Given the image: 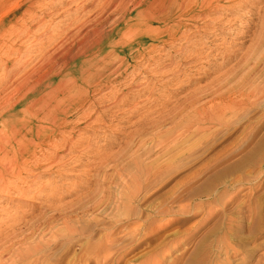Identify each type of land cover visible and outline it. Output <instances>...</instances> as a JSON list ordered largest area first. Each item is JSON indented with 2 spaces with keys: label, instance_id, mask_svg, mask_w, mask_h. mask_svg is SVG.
I'll list each match as a JSON object with an SVG mask.
<instances>
[{
  "label": "rangeland",
  "instance_id": "rangeland-1",
  "mask_svg": "<svg viewBox=\"0 0 264 264\" xmlns=\"http://www.w3.org/2000/svg\"><path fill=\"white\" fill-rule=\"evenodd\" d=\"M100 1L102 2H99V5L105 0ZM243 3L245 4L235 0L230 3L231 6L224 5L204 15L202 19L201 16L194 20L178 18L177 22L182 21L186 29L174 28L161 33L159 37L162 42L158 45L151 46L149 42L143 47L130 45V42L125 44L123 51H116L122 55L121 59L116 60L111 55L108 61L111 66L122 64V69L126 71L114 74L113 78L103 83L100 93H91L94 103L90 104V107H83L86 114L83 112L82 119H73L74 123L71 121L68 128L63 127L65 130H62V134L59 130L61 127H57L59 136H64L61 140L58 138L54 143V139L46 141L40 136L41 139H35L36 148L21 145L22 150H32L35 154L31 157L25 155V163L23 158H20L18 168H10L9 171L13 172L14 176L11 173L5 175L7 187L13 186L7 189L15 190L11 191L12 194L9 192V196L0 191V221L5 223L0 222V228L2 225L3 229L9 228L4 230L5 233L12 231L11 227L20 228L15 233L23 232V238L26 236L28 239L30 236L32 240L35 238L36 242H40L41 233L43 240L41 239L40 243L46 241L47 248L43 247L37 259H32L34 264H264V100L259 103L258 108L251 109L242 116L239 112L233 114L230 110L222 116L218 115L216 124L219 126H214L213 123L214 127L211 129L206 128V123L203 122L206 119L203 116L198 123H186L185 119L199 105H209L208 101L213 97L212 91H205L198 105L188 108L177 118L169 120L168 116L160 123L161 126L156 127L158 129L147 125L148 122L168 113V108L172 107L174 101L182 105L184 97L195 88L204 89L210 83L218 82L213 79L214 76L234 66L247 54L245 52L251 41L249 38L252 34L259 33V23L264 22V0H250L242 6ZM99 5L97 0H0V98L11 93L13 84H16L14 81L17 82L36 62L39 63L44 53L53 52L54 46L64 37L63 41L66 37H72L80 22L90 23L98 13ZM92 6L97 9H92ZM77 20L79 21L76 22ZM21 21L28 25L25 24L27 28L24 25L25 30L22 33L18 28L20 33L17 32L18 36L11 39L12 35L16 36L17 33L13 32L17 31ZM36 25L37 30L33 31ZM12 27L15 29L13 32ZM6 31L8 37L3 35ZM9 32L13 34L9 36ZM5 43L16 46L23 50V53L27 51L21 56L22 61L17 58L16 53H5L2 56ZM230 45L232 46L229 47ZM40 50L42 54H39ZM185 50H189L188 54ZM226 50H236L235 53L232 51L231 60L224 58L229 53ZM214 51H218L217 54ZM14 59L17 61L13 65ZM28 59L31 61L26 66L22 65V62ZM143 60H146L145 63ZM198 63L199 65H196ZM19 66H24V70L18 69ZM171 66L174 69H171ZM227 66L228 68H225ZM159 77L167 81L164 79L163 82ZM170 79L174 81H169ZM184 79L188 83L184 82ZM212 86L213 84L210 87ZM149 89L153 91L149 92ZM171 94L176 98L172 99ZM163 96L167 99H163ZM123 98L125 102L121 100ZM108 106L110 107L107 109ZM1 111L5 110L2 108ZM7 116L4 119L9 117ZM29 118H20L19 126H25L26 130L35 128L37 123L28 122ZM139 120L145 125L144 129L137 123ZM224 122L228 126H221ZM171 131L175 133L170 137ZM188 134L192 136L187 137ZM25 137L30 138L29 135ZM67 137L76 145L66 143ZM160 141L164 142L160 144ZM154 144L160 145L157 147ZM55 145H59V148ZM66 148L70 152L66 151ZM41 151L42 155L38 156ZM11 152L7 153L8 158L13 157ZM47 155H50V158ZM53 155L57 159L51 157ZM56 155L60 156V160ZM134 158L139 160L133 161ZM140 163H148L151 174L143 182L139 193H136L131 176L134 177L138 173ZM19 170L21 171L17 172ZM16 172L21 173L22 179H18ZM209 212H212L213 216L206 219ZM2 228L0 230H3ZM53 236L56 239H53Z\"/></svg>",
  "mask_w": 264,
  "mask_h": 264
},
{
  "label": "bare ground",
  "instance_id": "bare-ground-1",
  "mask_svg": "<svg viewBox=\"0 0 264 264\" xmlns=\"http://www.w3.org/2000/svg\"><path fill=\"white\" fill-rule=\"evenodd\" d=\"M41 1V0H40ZM43 1V0H42ZM47 1V0H46ZM49 1V0H48ZM84 1V0H83ZM96 1V0H95ZM235 0H105L103 3L100 0H97L99 5V11L96 13L95 17L88 23L89 21L80 22V24L77 26V30L75 31L74 35L71 37H66L65 41L64 38L60 43H57L54 46L53 52L51 53H44L42 56V60H40L39 63H35V66L32 67L30 71L25 72V74L22 76V78L18 79V83L15 85L13 84L11 88V93L6 97L0 98V110L2 108L5 111L0 112V191L7 193L9 196V192L14 189H11L9 191V186L7 187L6 184V178L5 175L13 172L9 171L10 168H18V161L20 158L22 159L25 155L27 157H31L34 154L31 151H28L27 149L20 148L21 145H31V147H35V139L40 138V136L44 137V140L51 141L53 140L54 143L58 141V138L61 140L62 135L59 136V132L56 130L57 127H61L60 134H62L63 127H67L70 124V122L73 119H82L83 116V107L88 106L94 103L92 98V92H101V86L103 83L108 82L111 77L117 73L122 74L126 70L122 69V64L111 66V63L108 61L109 57L113 55L116 60H120L119 52L116 53V51H123L125 48L123 47L125 44L130 42V45L137 44L138 46L143 45L146 42H149L151 46H155V44L158 45L159 42H162L161 37L159 35L161 33H165L166 31H170L174 28L178 29L181 27H184L186 29V26L183 24V22H177V19L179 18H188L189 20H194L201 16L204 17L207 14H210L211 12L216 11L217 9L221 8L224 5H230L231 2ZM241 2H245L248 4L250 0H238ZM35 2V1H34ZM94 2V1H93ZM253 3V2H252ZM235 4V2H234ZM85 5V4H84ZM93 5V4H92ZM86 6V5H85ZM231 6V5H230ZM235 6V5H234ZM83 7V6H82ZM228 7V6H227ZM92 9L93 6L91 7ZM243 8V7H242ZM81 9V8H80ZM83 9V8H82ZM97 9V8H96ZM84 10V9H83ZM81 10V11H83ZM243 10V9H242ZM64 11V10H63ZM76 12H79L75 9ZM86 11V8H85ZM32 12V11H31ZM238 13V12H237ZM32 14V13H31ZM35 14V13H34ZM33 15V14H32ZM31 15V17H33ZM51 15V14H50ZM203 15V16H202ZM217 15V14H216ZM26 17V16H24ZM28 17V15H27ZM62 18V17H61ZM76 18H79L76 16ZM24 20V19H23ZM73 20V19H72ZM181 20V19H180ZM185 20V19H184ZM205 20V19H204ZM218 20V19H217ZM50 21V20H49ZM71 21V20H70ZM77 20L76 22H78ZM188 21V20H187ZM22 22V21H21ZM75 22V20L73 21ZM194 22V21H193ZM196 22V21H195ZM70 23V22H69ZM72 23V21H71ZM191 23V22H190ZM211 23V22H208ZM26 24V23H25ZM24 22H22L19 26H17V31H14V27H12L13 33H22V31L25 30L26 25ZM61 24V23H60ZM75 24V23H74ZM25 25V27H24ZM71 25V24H70ZM68 25V26H70ZM229 25V24H228ZM28 26V25H27ZM54 26V25H53ZM253 26V25H252ZM16 27V26H15ZM125 27V29H123ZM208 27V26H207ZM225 27V26H224ZM18 28L20 31H18ZM27 28V27H26ZM259 33L258 34H250L248 37H251L250 44L248 45V48L241 59L238 60V62L234 65L228 68L230 66L228 64V68L226 71H221V73L218 76H214L213 79H217L218 82L216 83H210L207 85V88H195L194 91L190 92L189 95H186L184 97L183 104L175 103L177 101H174L171 108L168 111V113H165L164 115H161L157 120H152L151 122H148L147 125L150 127H158L160 123L165 121L168 116L169 120L177 118L178 115L184 113L188 108L192 107L195 104H199L201 99L204 97L205 91H212L213 97L209 99L208 106L201 104L196 109H194V112L188 116L187 119H185L186 123H198L201 120V116H203L206 120L203 122L206 123V128L211 129L214 126H219L216 124V117L218 115H221L226 113L227 111H233L234 113H238L240 116L246 114L249 112V110L258 108L259 103H261L262 100H264V22L259 23ZM66 29V28H65ZM64 29V30H65ZM69 29V28H68ZM182 29V28H181ZM253 29V27H252ZM251 29V30H252ZM33 31L37 30V25L34 26L32 29ZM72 30V29H71ZM227 30V29H226ZM250 30V31H251ZM67 31V30H66ZM168 31V32H169ZM208 31V30H207ZM247 31V30H246ZM10 33L9 36L13 33ZM249 32V31H248ZM18 33L16 36L12 35L11 39L14 37L16 38L18 36ZM65 33V32H64ZM70 33V32H69ZM73 33V31L71 32ZM176 33V32H175ZM174 33V34H175ZM199 33V32H198ZM8 32L6 31V34H3L4 36H7ZM51 34V33H50ZM187 34V33H186ZM20 35V34H19ZM27 35V33H26ZM163 35V34H162ZM177 35V34H176ZM195 35V34H194ZM200 35V34H199ZM161 36V35H160ZM187 36V35H185ZM193 36V35H192ZM206 38L209 36L206 34ZM8 37V36H7ZM79 37V40H75L74 38ZM163 37V36H162ZM190 37V36H187ZM186 37V38H187ZM210 38V37H209ZM10 39V41H11ZM52 39V38H51ZM78 39V38H77ZM182 39V38H180ZM204 39V38H203ZM248 39V40H249ZM26 40V39H25ZM46 40V39H45ZM49 40V39H48ZM75 40V41H74ZM185 40V39H184ZM202 40V39H201ZM51 41V40H50ZM60 41V40H59ZM9 42V41H8ZM177 42V41H176ZM200 42V41H199ZM185 43V42H184ZM204 43V42H203ZM229 43V42H228ZM3 44V43H2ZM6 44V45H5ZM5 49L3 50L2 56L7 54L16 53L17 58L20 59L21 56L25 53H23L19 48L16 46H10L11 44L5 43ZM8 44V46H7ZM42 44V43H41ZM53 44V43H52ZM193 44V43H192ZM206 44V43H205ZM225 44V43H223ZM16 45V44H15ZM34 45V44H33ZM195 45V43H194ZM22 46V45H21ZM26 46V45H25ZM24 46V47H25ZM29 46V45H28ZM27 46V47H28ZM197 46V45H195ZM224 46V45H223ZM228 46V45H226ZM230 45L229 47H231ZM163 47V46H162ZM182 46V50H183ZM199 47V45H198ZM202 47V46H201ZM31 48V47H30ZM161 48V46H160ZM188 48V47H186ZM225 48V47H224ZM227 48V47H226ZM24 49V48H23ZM159 49V48H158ZM162 49V48H161ZM219 48H216V50ZM230 49V48H229ZM244 49V48H243ZM243 49H241L243 51ZM25 50V49H24ZM135 50V49H134ZM154 50V49H153ZM194 50V49H193ZM192 50V51H193ZM201 50V49H200ZM199 50V51H200ZM225 50V49H224ZM240 50V49H239ZM238 50V51H239ZM41 51V52H40ZM39 51V54L43 53L42 50ZM50 51V50H49ZM187 50H185L186 52ZM189 51V50H188ZM188 51L186 54H188ZM227 51V50H226ZM229 53L226 54L225 59L231 60L230 58L233 56L232 51L228 50ZM227 51V52H228ZM236 51V50H235ZM234 51V53H235ZM215 52V51H214ZM218 52V51H216ZM215 52V54H217ZM221 53V49L219 50ZM223 52V50H222ZM240 52V51H239ZM131 54V52H129ZM178 53V52H177ZM191 53V52H189ZM193 53V52H192ZM195 53V52H194ZM199 53V52H198ZM219 53V54H220ZM4 54V55H3ZM36 54V53H35ZM179 54V53H178ZM183 54V53H182ZM185 54V55H186ZM218 54V55H219ZM132 55V54H131ZM200 55V53H199ZM210 55V54H209ZM221 55V54H220ZM228 55V56H227ZM239 56L241 54H238ZM236 55V56H238ZM10 56V55H9ZM39 56V55H38ZM124 56V55H123ZM182 56V55H180ZM190 56V54H189ZM197 56V55H196ZM235 56V55H234ZM238 56V57H239ZM1 57V56H0ZM188 57V56H187ZM191 57V56H190ZM194 57V56H193ZM207 57V56H206ZM214 57V55L212 56ZM211 57V58H212ZM222 57V56H218ZM23 58V57H22ZM22 58L20 61H22ZM26 58V57H25ZM41 58V57H40ZM199 58V57H198ZM210 58V57H209ZM31 59V58H30ZM28 59L25 62H22V65H25L33 60ZM112 59V58H111ZM215 59V58H214ZM234 59V58H233ZM237 59V58H236ZM38 60V61H39ZM154 60V59H153ZM172 60V59H171ZM186 60V59H185ZM203 60V59H202ZM212 60V59H210ZM17 61V59H16ZM15 59L12 64L14 65L16 63ZM115 61V59L113 60ZM112 61V62H113ZM127 61V59H126ZM144 61V60H143ZM146 61V60H145ZM144 61V63H145ZM148 61V60H147ZM170 61V60H169ZM190 61V60H189ZM188 61V63H189ZM192 61V60H191ZM222 61V60H221ZM124 62V61H123ZM122 62V63H123ZM141 62V61H140ZM179 61H177L178 63ZM230 62V61H229ZM233 62V61H232ZM2 63V62H1ZM142 63V64H144ZM169 63V62H168ZM173 63V62H172ZM171 63V64H172ZM176 63V62H175ZM187 63V62H186ZM11 64V62H10ZM9 64V65H10ZM31 64V63H30ZM37 64V65H36ZM113 64V63H112ZM116 64V63H115ZM133 64V63H132ZM156 64V63H155ZM170 64V63H169ZM8 65V66H9ZM12 65V66H13ZM141 65V64H140ZM173 65V64H172ZM182 65V64H181ZM195 65V64H194ZM196 65H199L196 64ZM207 65V64H206ZM210 65V64H209ZM180 66V64H178ZM213 66V65H211ZM225 66V65H224ZM21 70H24V66H19ZM153 67V66H152ZM166 67V66H165ZM175 67V66H174ZM197 67V66H195ZM203 67V66H201ZM218 67V66H217ZM222 67V66H221ZM10 68V67H9ZM176 68V67H175ZM179 68V67H178ZM185 68V67H184ZM188 68V67H187ZM190 68V67H189ZM193 68V67H192ZM204 68V67H203ZM210 68V67H209ZM215 68V67H214ZM213 68V69H214ZM8 69V68H7ZM148 69V67H147ZM168 69H170L168 67ZM167 69V70H168ZM171 69L172 68L171 66ZM183 69V67H182ZM191 69V68H190ZM197 69V68H196ZM200 69V67L198 68ZM206 69V68H205ZM208 69V68H207ZM217 69V68H215ZM214 69V70H215ZM223 69V68H222ZM221 69V70H222ZM130 70V69H129ZM146 70V69H145ZM150 70V69H149ZM160 70V69H159ZM164 70V69H163ZM162 70V71H163ZM166 70V68H165ZM164 70V71H165ZM186 70V69H185ZM202 70V69H201ZM210 70V69H209ZM212 70V69H211ZM220 70V69H219ZM224 70V69H223ZM133 71V70H132ZM158 71V69H157ZM163 71V72H164ZM169 71V70H168ZM176 71V70H175ZM195 71V70H194ZM193 71V72H194ZM200 71V70H199ZM7 72V71H6ZM128 72V71H127ZM126 72V73H127ZM155 72V71H154ZM167 71H165L166 73ZM177 72V71H176ZM175 72V73H176ZM179 72V70H178ZM183 72V71H182ZM186 72V71H185ZM207 72V71H205ZM220 72V71H218ZM130 74V72H128ZM132 73V72H131ZM140 73V72H139ZM150 73V72H149ZM153 73V72H152ZM159 73V72H158ZM161 73V72H160ZM159 73V74H160ZM174 73V72H173ZM172 73V74H173ZM184 73V72H183ZM195 73V72H194ZM198 73V72H196ZM128 74V75H129ZM133 74V73H132ZM155 74V73H154ZM157 74V73H156ZM171 74V71H170ZM191 74V73H190ZM202 74V73H201ZM198 74V75H201ZM211 74V73H210ZM218 74V73H217ZM7 74H5L6 76ZM126 75V76H128ZM177 75V74H176ZM175 75V76H176ZM185 74H183L184 76ZM216 75V73H215ZM4 76V77H5ZM125 76V77H126ZM160 76V75H159ZM174 76V77H175ZM179 76V75H178ZM177 76V78H178ZM195 76V75H192ZM191 76V77H192ZM206 76V75H205ZM211 76V75H210ZM21 77V76H20ZM134 77V76H133ZM157 77V75H156ZM167 77V75L165 76ZM173 77V76H170ZM169 77V78H170ZM185 77V76H184ZM113 78V77H112ZM130 78V77H129ZM132 78V77H131ZM155 78V77H153ZM158 78V77H157ZM155 78V80L157 79ZM160 78V77H159ZM181 78V77H179ZM190 78V77H189ZM195 78V77H194ZM6 79V77L4 78ZM165 79V78H164ZM163 79V80H164ZM173 79V78H172ZM170 79L169 81H174ZM183 79V77H182ZM186 79V78H185ZM184 79V80H185ZM210 79V78H209ZM212 79V76H211ZM212 79V80H213ZM123 80V79H122ZM121 80V81H122ZM160 80H162L160 78ZM162 80V81H163ZM166 80V79H165ZM164 80V81H165ZM177 80V79H175ZM179 80V79H178ZM188 80V79H187ZM210 80V82L212 81ZM148 81V80H147ZM163 81V82H164ZM167 81V80H166ZM193 81V80H192ZM111 82V81H110ZM126 82V81H125ZM149 82V81H148ZM150 82H152L150 80ZM184 82H187L186 80ZM195 82V81H194ZM159 83V82H156ZM162 83V82H161ZM160 83V84H161ZM171 83V82H170ZM174 83V82H173ZM188 83V82H187ZM193 83V82H192ZM112 84V83H111ZM114 84V83H113ZM117 84V83H115ZM146 84V83H145ZM148 84V83H147ZM178 84V82H177ZM182 84V80H181ZM185 84V83H184ZM207 84V83H206ZM211 84H213L212 87ZM105 85V84H104ZM103 85V86H104ZM122 85V84H121ZM139 85V83H138ZM162 85V84H161ZM179 85V84H178ZM183 85V84H182ZM187 85V84H186ZM192 85V84H191ZM205 85V84H204ZM11 86V85H10ZM112 86V85H111ZM123 86V85H122ZM137 86V85H136ZM146 86V85H145ZM144 86V87H145ZM152 86V84H151ZM150 86V89H151ZM154 86V85H153ZM157 86V85H156ZM173 86V85H172ZM181 86V85H179ZM178 86V87H179ZM203 86V85H202ZM106 87V86H105ZM110 87V86H109ZM108 87V88H109ZM118 86H116L117 88ZM125 87V86H124ZM123 87V88H124ZM130 87V86H129ZM127 87V88H129ZM141 87V86H140ZM143 87V86H142ZM161 87V86H159ZM163 87V85H162ZM176 87V84H175ZM174 87V88H175ZM195 87V86H194ZM193 87V88H194ZM113 88V86H112ZM126 88V89H127ZM137 88V87H136ZM139 88V87H138ZM137 88V89H138ZM154 88V87H153ZM156 88V87H155ZM173 88V87H172ZM177 88V87H176ZM182 88V87H181ZM187 88V87H185ZM192 88V89H193ZM233 88L237 90H233ZM105 89V88H104ZM102 89V91L104 90ZM120 89V88H119ZM149 92H152L150 91ZM183 89V88H182ZM191 89V90H192ZM115 90V89H114ZM147 90V88H146ZM158 90V89H157ZM160 90V89H159ZM164 90V89H163ZM162 90V91H163ZM184 90V89H183ZM111 91V89H110ZM117 91V89H116ZM121 90H119L120 92ZM129 91V90H128ZM135 91V90H134ZM171 91V90H170ZM174 91V90H172ZM176 91V90H175ZM182 91V90H181ZM188 91V90H187ZM7 92V91H6ZM131 92V91H130ZM136 92V91H135ZM139 92V91H138ZM177 92V91H176ZM5 93V91H4ZM116 93V92H115ZM126 93V92H125ZM146 93V92H145ZM164 94V92H162ZM166 93V92H165ZM171 93V92H170ZM175 93V92H174ZM180 93V92H178ZM186 93V92H184ZM184 93L182 95H184ZM204 93V94H203ZM7 94V93H6ZM102 94V93H101ZM110 94V93H109ZM119 94V93H118ZM116 94V95H118ZM124 94V93H123ZM137 94V93H136ZM142 94V93H141ZM161 94V93H160ZM161 94V95H163ZM177 94V93H176ZM96 95V94H95ZM115 95V96H116ZM140 95V94H139ZM160 95V96H161ZM173 95V94H171ZM104 95H102L103 97ZM108 96V95H107ZM120 96V95H119ZM133 97V95H131ZM167 96V95H165ZM106 97V94H105ZM117 97V96H116ZM153 97V96H152ZM170 97V96H169ZM168 97V100H169ZM179 97V96H178ZM96 98V96L94 97ZM107 98V97H106ZM122 98V97H121ZM134 98V97H133ZM149 98V96H148ZM161 98V97H160ZM176 97L173 98L174 99ZM114 99V98H113ZM118 99V98H117ZM132 99V98H131ZM153 99V98H152ZM163 99H167L164 98ZM98 100V99H97ZM96 100V101H97ZM106 100V99H105ZM120 100V99H119ZM124 101V98L121 99ZM147 100V98L145 99ZM149 100V99H148ZM158 100V98H157ZM160 100V99H159ZM176 100V99H175ZM144 100H142L143 102ZM150 101V100H149ZM171 101V98H170ZM104 102V101H103ZM125 102V101H124ZM205 102V101H204ZM207 102V101H206ZM118 103V102H117ZM146 103V101H145ZM149 103V102H148ZM151 103V102H150ZM171 103V102H170ZM96 104V103H95ZM108 104V103H107ZM114 104V103H111ZM116 104V103H115ZM121 104V103H120ZM138 104V103H137ZM140 104V103H139ZM143 104V103H142ZM147 104V103H146ZM145 104V105H146ZM94 105V104H93ZM123 105V104H122ZM121 105V106H122ZM160 105V104H159ZM164 105V104H163ZM147 106V105H146ZM110 106L107 107V109ZM145 107V106H143ZM149 107V106H148ZM164 107V106H162ZM142 108V106L140 107ZM139 108V109H140ZM147 108V107H146ZM135 109V106H134ZM133 109V110H134ZM137 109V108H136ZM89 110V109H88ZM110 110V109H109ZM132 110V111H133ZM151 111V109H149ZM106 111V110H105ZM149 111V112H150ZM165 112V110H163ZM162 111V113H163ZM229 111V112H230ZM158 112V111H155ZM85 113V112H84ZM89 113V112H88ZM96 113V112H95ZM86 114V113H85ZM98 114V113H96ZM145 114V112H144ZM147 114V113H146ZM152 114V113H151ZM159 114V113H158ZM230 114V113H229ZM232 114V115H233ZM8 115L7 119H4V117ZM92 115V114H91ZM143 115V114H142ZM142 115L140 117H142ZM231 115V116H232ZM18 116V117H17ZM27 118L28 122L30 123H37L35 128H29L28 130L24 129L23 126H19L20 118ZM27 116V117H26ZM96 116V115H95ZM126 116V115H125ZM145 116V115H144ZM148 115H146L147 117ZM156 116V115H155ZM154 116V117H155ZM219 116V118L222 119V117ZM228 116V114L226 115ZM225 116V117H226ZM230 116V115H229ZM92 117V116H91ZM94 117V116H93ZM139 117V118H140ZM153 116H151L152 118ZM87 118V117H86ZM99 118V117H98ZM145 118V117H144ZM149 118V119H151ZM203 118V119H204ZM102 119V118H101ZM122 119V118H121ZM141 119V118H140ZM27 120V119H26ZM86 120V119H85ZM90 120V119H89ZM94 120V119H92ZM100 120V118H99ZM142 120V119H141ZM139 120L137 123L142 125V128L144 129L145 125ZM145 120V119H144ZM148 120V118H147ZM168 120V121H169ZM176 120V119H175ZM82 121V120H79ZM78 121V123H79ZM84 121V120H83ZM97 121V120H96ZM146 121V120H145ZM188 121V122H187ZM223 121V120H222ZM73 122V121H72ZM85 122V121H84ZM91 122V121H90ZM95 122V120H94ZM100 122V121H99ZM98 122V123H99ZM174 122V120H173ZM231 122V121H230ZM74 123V122H73ZM88 123V122H87ZM93 123V122H92ZM170 123V122H169ZM208 123V126H207ZM214 123V126L212 127ZM22 124V123H21ZM81 124V123H80ZM97 124V123H96ZM133 124V122L131 123ZM168 125V123H166ZM203 124V123H202ZM221 126L226 125V123H221ZM27 125V124H26ZM75 125V124H73ZM78 125V124H77ZM94 125V124H93ZM165 125V126H167ZM172 125V124H171ZM170 125V126H171ZM196 125V124H195ZM205 125V124H204ZM100 127V125H98ZM97 126V127H98ZM102 126V125H101ZM132 126V125H131ZM161 126V125H160ZM176 126V125H175ZM178 126V125H177ZM187 126V124H186ZM191 126V125H190ZM197 126V125H196ZM220 126V127H221ZM228 126V125H226ZM31 127V126H29ZM81 127V126H80ZM103 127V126H102ZM174 127V126H173ZM201 127V126H200ZM219 127V128H220ZM68 128V127H67ZM83 128V127H82ZM107 128V127H106ZM183 127H181L182 129ZM187 128V127H186ZM185 128V129H186ZM205 127H203L204 129ZM158 129V128H156ZM184 129V130H185ZM200 129V128H199ZM202 129V130H203ZM65 130V129H64ZM67 130V129H66ZM149 130V128H148ZM162 130V129H161ZM180 131V129H178ZM189 130V128L187 129ZM195 130V129H194ZM201 130V129H200ZM205 130V129H204ZM57 131V132H56ZM155 131V130H152ZM159 131V130H158ZM176 131V130H175ZM190 131H192L190 129ZM48 132L50 134L46 135L45 133ZM56 133V134H55ZM154 133V132H153ZM159 133V132H158ZM175 132L171 131V135H173ZM180 133V132H179ZM182 134V133H181ZM25 135H29L30 138L26 139ZM67 135V134H66ZM165 135V133H164ZM177 135V134H176ZM185 135V134H184ZM72 136V135H71ZM71 136H69L71 138ZM159 136V135H158ZM157 136V137H158ZM180 136V135H178ZM192 135L188 134L187 137H191ZM64 137V136H63ZM62 137V138H63ZM147 137V136H146ZM162 137V136H160ZM186 137V138H187ZM73 138V137H72ZM150 138V137H149ZM148 138V139H149ZM163 138V137H162ZM183 138V136H182ZM41 139V138H40ZM157 140V138L155 137ZM169 139V138H168ZM166 139V140H168ZM59 140V141H60ZM66 140V139H63ZM155 140V142H156ZM163 140V139H161ZM143 141V140H142ZM171 141V140H170ZM175 141V140H174ZM61 142V141H60ZM64 142V141H63ZM62 142V143H63ZM66 142V141H65ZM72 143V139H69L67 137L66 143ZM76 142V141H75ZM141 142V141H140ZM162 141H160V144ZM40 143V142H39ZM52 143V142H51ZM52 143V144H54ZM151 143V142H150ZM158 143V142H156ZM48 144V143H46ZM50 144V142H49ZM58 144V143H57ZM56 144V145H57ZM73 144V143H72ZM71 144V145H72ZM75 144V143H74ZM73 144V145H74ZM158 144V146L160 145ZM40 145V144H39ZM55 145V147H56ZM60 145V143H59ZM59 145L57 146L59 148ZM69 145V144H68ZM76 145V144H75ZM80 145V144H79ZM155 145V144H154ZM168 145V144H167ZM48 146V145H46ZM66 146V145H65ZM157 146V144L155 145ZM157 146V147H158ZM177 146V145H176ZM17 147V148H15ZM44 147V145H43ZM56 147V148H57ZM61 147V146H60ZM63 147V146H62ZM61 147V148H62ZM74 148V146H72ZM54 148V145H53ZM57 148V149H58ZM70 150L71 147H68ZM156 148V147H155ZM29 149V148H28ZM40 149V148H38ZM46 149V148H45ZM55 149V148H54ZM66 151H69L70 150ZM56 150V149H55ZM54 150V151H55ZM9 151L13 152V157L8 158L7 153ZM36 151V150H35ZM39 151V150H38ZM65 151V150H64ZM65 151V152H66ZM104 151V150H103ZM11 152V153H12ZM62 152V151H61ZM64 152V154H65ZM130 152V151H129ZM40 153V154H39ZM51 153V152H50ZM53 153V152H52ZM55 153V152H54ZM131 153V152H130ZM37 154V153H36ZM38 156L42 155V151L38 152ZM44 154V152H43ZM104 154V153H103ZM147 154V153H146ZM55 155V154H54ZM51 157H55V156ZM62 155V154H61ZM37 156V157H38ZM48 158H50V155ZM59 156V155H56ZM66 156V155H65ZM43 158L45 156H42ZM130 157V156H129ZM34 158V157H33ZM46 158V157H45ZM44 158V159H45ZM56 158V157H55ZM60 160V156L58 157ZM133 158V157H132ZM38 159V158H37ZM57 159V158H56ZM64 159V158H63ZM61 159V160H63ZM30 160V159H29ZM36 160V158L34 159ZM32 160V161H34ZM43 160V159H41ZM139 160L138 158H134L133 161ZM24 161V158H23ZM28 161V160H27ZM31 161V162H32ZM38 161V160H37ZM44 161V160H43ZM22 162V161H21ZM30 162V161H29ZM40 162V160H39ZM60 162V161H59ZM25 163V161L23 162ZM37 163V162H36ZM34 164V163H32ZM55 164V163H54ZM63 164V163H62ZM148 164V163H147ZM143 165L140 163L138 169V173L135 174V176H131V182L133 183L134 191L136 190V193H139L140 187L143 185V182L149 178V172L148 169H150L149 165ZM25 165V164H24ZM136 165V164H135ZM137 167V166H136ZM171 167V166H170ZM21 168V167H20ZM27 169V168H26ZM43 169V168H42ZM16 170V169H15ZM21 170L17 171L20 172ZM27 171V170H25ZM157 171V170H156ZM15 173L17 175L18 179H22L21 173ZM24 172V171H23ZM28 172V171H27ZM26 172V173H27ZM26 173H24L26 175ZM30 173V172H29ZM155 175V174H154ZM14 176V175H13ZM7 177V176H6ZM12 177V176H11ZM17 177H14L15 179ZM10 179L9 176L7 178ZM129 179V178H128ZM18 180V182H19ZM13 181V180H11ZM22 181V180H21ZM20 181V182H21ZM148 182V181H147ZM9 183V182H8ZM14 183V182H13ZM12 183V184H13ZM131 183V186H132ZM146 183V182H145ZM10 184V183H9ZM15 185V184H13ZM17 186V185H16ZM18 187V186H17ZM20 187V186H19ZM18 189V188H17ZM21 189V187H20ZM19 189V191H20ZM15 190V189H14ZM22 190V189H21ZM17 191V190H16ZM26 191V190H25ZM138 191V192H137ZM22 192V191H20ZM1 193V192H0ZM25 194V192H23ZM23 193L21 195H23ZM134 193V192H133ZM12 194V193H11ZM15 194V193H14ZM13 194V195H14ZM19 194V193H18ZM20 195V197H21ZM49 195V194H48ZM19 196V195H18ZM24 196V195H23ZM26 196V195H25ZM28 196V195H27ZM5 197V196H4ZM238 208V207H237ZM213 212V210H212ZM209 212V214L206 216V219L213 216V213ZM215 212V210H214ZM189 213V212H188ZM14 219V218H13ZM12 220V219H11ZM15 222L14 220H12ZM1 222V221H0ZM5 222V221H4ZM2 223V222H1ZM27 223V222H26ZM5 224V223H2ZM10 224H12L10 222ZM14 224V223H13ZM17 224V222H16ZM15 224V225H16ZM25 224V223H24ZM7 225V221H6ZM9 225V224H8ZM23 225V224H21ZM4 225H2L3 227ZM17 226V225H16ZM29 226V225H28ZM65 226V225H64ZM67 226H69L67 224ZM65 227L68 229V227ZM241 226V225H240ZM243 226V225H242ZM1 227V228H2ZM6 227V226H5ZM18 227V226H17ZM24 227V226H23ZM22 227V228H23ZM73 227V226H72ZM0 228V229H1ZM7 228V227H6ZM0 230V264H31L35 263L32 262V259L39 255L41 251L43 250V247H46L45 244L46 241L41 242V239L43 238L40 233V242L34 241L30 237L27 239L23 238V230L22 233H15L19 229L17 228H10L12 231L5 233L4 230ZM71 228V227H70ZM239 228V227H238ZM9 228H7L8 230ZM66 229V231H67ZM29 229L27 228V231ZM72 230V228H71ZM237 230V229H236ZM26 231V232H27ZM31 231V230H30ZM37 232V231H36ZM42 232V231H41ZM84 232V231H83ZM28 233V232H27ZM26 233V234H27ZM44 233V232H43ZM31 234V233H30ZM29 234V235H30ZM35 234V233H33ZM46 234V233H45ZM60 235V234H59ZM28 236V235H27ZM58 237V236H57ZM53 239L54 236L52 237ZM49 239V238H46ZM45 239V240H46ZM43 240V239H42ZM50 241V240H49ZM54 241V240H53ZM49 243V242H48ZM52 245V243H51ZM49 246V245H48ZM47 248V247H46ZM225 256L227 257V250L225 251ZM40 258V257H39ZM39 262V261H38Z\"/></svg>",
  "mask_w": 264,
  "mask_h": 264
}]
</instances>
